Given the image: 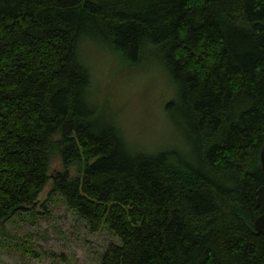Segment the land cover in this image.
Listing matches in <instances>:
<instances>
[{
	"label": "trees",
	"instance_id": "trees-1",
	"mask_svg": "<svg viewBox=\"0 0 264 264\" xmlns=\"http://www.w3.org/2000/svg\"><path fill=\"white\" fill-rule=\"evenodd\" d=\"M90 43L163 66L189 155L128 143L90 95ZM263 144L264 0H0L1 224L50 183L118 240L100 264H264Z\"/></svg>",
	"mask_w": 264,
	"mask_h": 264
},
{
	"label": "rangeland",
	"instance_id": "rangeland-1",
	"mask_svg": "<svg viewBox=\"0 0 264 264\" xmlns=\"http://www.w3.org/2000/svg\"><path fill=\"white\" fill-rule=\"evenodd\" d=\"M83 53L91 76L90 95L105 116L113 117L132 147L147 153L175 147L190 154V133L163 66L128 69L99 43L87 44ZM61 167L54 156L49 173ZM50 189L47 183L31 209L0 223V264H100L108 244L118 243L106 228L91 232Z\"/></svg>",
	"mask_w": 264,
	"mask_h": 264
},
{
	"label": "water",
	"instance_id": "water-1",
	"mask_svg": "<svg viewBox=\"0 0 264 264\" xmlns=\"http://www.w3.org/2000/svg\"><path fill=\"white\" fill-rule=\"evenodd\" d=\"M260 163L264 173V144L260 150ZM256 205L260 209V214L255 219L254 226L260 233L264 234V185H261L256 191Z\"/></svg>",
	"mask_w": 264,
	"mask_h": 264
}]
</instances>
